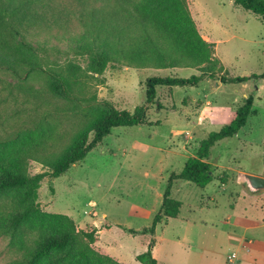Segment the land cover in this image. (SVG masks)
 <instances>
[{"label":"rangeland","instance_id":"374dc122","mask_svg":"<svg viewBox=\"0 0 264 264\" xmlns=\"http://www.w3.org/2000/svg\"><path fill=\"white\" fill-rule=\"evenodd\" d=\"M9 2L28 8L22 22L33 25L24 32L26 39L60 50L55 56L61 60L73 58L78 44L90 43L80 18L105 5V0H0L1 5ZM187 2L200 35L214 43L212 59L204 67H131L103 50L110 62L85 94L133 111L145 104L148 77L187 78L208 69L212 78L204 76L194 87H157L155 101L147 104L148 121L157 124L112 128L66 173L32 185L31 196L24 189L0 192V264L29 259L36 229L51 225L54 214L68 216L76 229H96L95 240L83 245L91 251L92 264H142L135 256L151 238L157 264H264V190L249 192L236 180L238 172L264 173V78L221 82L222 77L264 73V23L230 0ZM58 22L71 25L62 29L54 25ZM14 39L19 45L18 37ZM247 96L253 98V113L244 127L210 148L206 161L212 164V181L200 188L174 180L171 197L182 203L178 216L159 223L153 234L130 232L150 226L171 173L180 172L199 143L227 124ZM71 106L47 91L41 72L14 73L0 67V167L20 155L19 169L25 174L48 170L38 155L40 147L43 156L60 152L84 120ZM28 148L35 155L28 156ZM223 173L225 184L218 180ZM28 202L35 207L28 218L17 226L3 224Z\"/></svg>","mask_w":264,"mask_h":264},{"label":"trees","instance_id":"16d2710c","mask_svg":"<svg viewBox=\"0 0 264 264\" xmlns=\"http://www.w3.org/2000/svg\"><path fill=\"white\" fill-rule=\"evenodd\" d=\"M104 3V6L92 8L85 17L80 18L81 25L89 34L90 43L78 44L73 58L67 56L63 60L60 56H55L60 50L55 48V51H51L39 42L26 39L24 32L33 25L22 22L28 8H19L11 2L0 3V67L14 73H18L19 69L25 74L41 72L47 91L53 97L70 102L74 113H81L84 118L80 127L72 133L69 144L60 152L52 151L43 156L44 150L40 147L38 155L48 170L32 176L25 174L19 169L22 162L20 155L9 158L8 165L1 164L0 192L24 189L26 196H31L32 185L43 178H58L66 173L73 164L83 160L100 144L112 128L157 124L150 123L147 118V104L155 101L157 87H194L204 76L212 78L208 69L187 78L148 77L144 82L145 104L136 106L133 111L115 108L108 102H95L93 93L86 96L85 91L90 82L102 75L110 62V56L103 50L114 53L126 66L152 68L204 67L212 59L214 52V43L200 35L187 0H105ZM232 3L236 8L255 14L264 23V0H233ZM54 25L64 29L71 24ZM16 36L19 45L15 43ZM76 57L82 59L84 65ZM262 78L264 73H250L222 77L221 82L240 84ZM252 102V96H247L227 124L207 134L199 143L195 155L187 158L180 172L171 173L167 179L161 204L150 226L140 230L130 229V232L153 234L159 223L178 216L182 203L171 197L174 180L188 181L203 188L213 179L212 164L206 161L210 148L216 141L231 137L244 127L248 116L253 113ZM37 147L39 146H34ZM26 153L33 156L36 152L28 148ZM218 180L226 183V174L220 175ZM34 210L35 207L28 202L22 210L11 212L6 218L7 222L3 224L20 225ZM50 221L51 225L43 230L36 229V237L28 252L30 258L20 264H92L87 254L91 251L85 250L83 245L95 240L96 229H76L73 221L66 215L54 214ZM153 246L154 240L151 238L146 249L138 253L135 259L142 264H157L152 254ZM73 248L72 253L67 251ZM63 249L66 250L60 254L53 253ZM103 258L111 261L107 256ZM109 263L121 264L116 261Z\"/></svg>","mask_w":264,"mask_h":264},{"label":"water","instance_id":"95a60500","mask_svg":"<svg viewBox=\"0 0 264 264\" xmlns=\"http://www.w3.org/2000/svg\"><path fill=\"white\" fill-rule=\"evenodd\" d=\"M236 180L243 183L249 192L257 193L264 190V176L238 172Z\"/></svg>","mask_w":264,"mask_h":264},{"label":"crops","instance_id":"0c3cea01","mask_svg":"<svg viewBox=\"0 0 264 264\" xmlns=\"http://www.w3.org/2000/svg\"><path fill=\"white\" fill-rule=\"evenodd\" d=\"M230 1H231V3H232L233 0H230ZM232 4H233V3H232ZM234 7H235V6H234ZM203 37H204L205 39H207V40L209 39V38H208L207 36H205V35H203ZM243 84H245V83H243ZM261 176H264V173H262ZM211 181H212V180H211ZM211 181H210V182H211ZM222 184H225V183H222ZM203 188H204V187H203ZM181 206H182V205H181ZM179 213H180V212H179ZM98 231H100V230H98ZM152 248H153V247H152ZM152 254H153V251H152ZM232 255H233V254H232ZM153 256H154V255H153ZM154 257H155V256H154Z\"/></svg>","mask_w":264,"mask_h":264}]
</instances>
